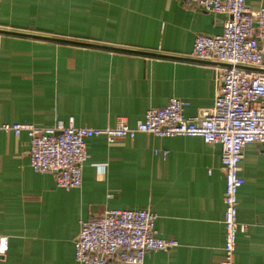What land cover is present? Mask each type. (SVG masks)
<instances>
[{
	"label": "crops",
	"instance_id": "obj_1",
	"mask_svg": "<svg viewBox=\"0 0 264 264\" xmlns=\"http://www.w3.org/2000/svg\"><path fill=\"white\" fill-rule=\"evenodd\" d=\"M223 18L184 0H0V124L105 126L119 115L133 124L170 96L197 114L218 92L219 62L189 50ZM85 150L80 185L58 187L30 168L25 132L0 129V264H84L73 256L78 221L105 207L149 208L156 234L176 241L147 250L140 264H223L218 143L136 132L110 143L88 137ZM238 167L236 219L245 227L233 259L263 264L264 145L246 143Z\"/></svg>",
	"mask_w": 264,
	"mask_h": 264
},
{
	"label": "built area",
	"instance_id": "obj_2",
	"mask_svg": "<svg viewBox=\"0 0 264 264\" xmlns=\"http://www.w3.org/2000/svg\"><path fill=\"white\" fill-rule=\"evenodd\" d=\"M186 5L224 15L221 29L212 34L198 33L189 54L200 60L219 62L214 74L218 92L211 106L185 115L187 101L170 96L161 106H148L140 119L128 124L119 115L112 125H36L31 122H4L0 129L28 139V164L33 171L49 172L58 187H78L81 168L87 158L85 139L103 136L132 138L136 132L158 136L195 135L204 142L220 145L224 174L222 201L223 264H239L233 259L235 234L244 229L236 219L237 188L243 179L238 161L246 143L264 145V5L248 6L244 0H184ZM155 212L149 208L105 207L78 221L73 239L74 259L84 264H140L147 250H165L176 244L173 238L156 234ZM264 231V222L261 225ZM7 247L0 234V255ZM264 264V263H263Z\"/></svg>",
	"mask_w": 264,
	"mask_h": 264
}]
</instances>
